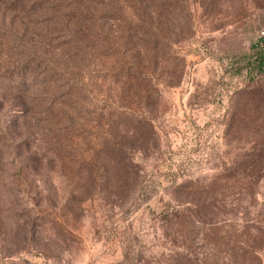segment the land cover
<instances>
[{"label": "rangeland", "instance_id": "rangeland-1", "mask_svg": "<svg viewBox=\"0 0 264 264\" xmlns=\"http://www.w3.org/2000/svg\"><path fill=\"white\" fill-rule=\"evenodd\" d=\"M157 1L0 0V264H264V0Z\"/></svg>", "mask_w": 264, "mask_h": 264}, {"label": "trees", "instance_id": "trees-1", "mask_svg": "<svg viewBox=\"0 0 264 264\" xmlns=\"http://www.w3.org/2000/svg\"><path fill=\"white\" fill-rule=\"evenodd\" d=\"M82 1V0H81ZM90 2H92V4H94L95 6H99V5H103V4H109L110 5V9L109 10H105L103 12H99V13H81V14H85L88 16L87 20H117L118 17L121 16V9H113V5H114V0H88ZM134 1V6L132 7L133 9V16H135V18L139 21L142 22H146L144 21V15L146 14V18L147 22L145 23L146 28L149 27L150 23H153V20L155 19V16L157 15L156 11H157V7L158 6V1L154 0L150 3H148L147 1L144 0H133ZM144 2V3H143ZM143 3V6L141 8V4ZM77 13V12H76ZM148 14H150V16H148ZM151 44L155 45V39H150ZM73 41V40H72ZM251 53L250 55H248L247 61H246V69H247V73L248 74H259L264 70V42L262 44L260 43H254L253 45H251ZM131 69V71H130ZM120 71L123 73L124 76L126 77H130L132 76V78H134L135 80L140 81L142 79V73L134 68L132 65L127 66V67H121ZM131 74V75H130ZM117 75V74H116ZM57 78H61L63 79L62 75L57 76ZM67 89H65L64 94L69 95L73 89L72 86L68 85L66 86ZM252 88H254V86H251L250 88L244 90L245 92L242 94H249L250 92H252L253 90H251ZM147 91H146V95H147ZM241 94V93H240ZM107 148L111 151H113V153L117 156L114 157V159H120L118 158L119 155L121 154V146L119 145V143H106ZM246 154V153H245ZM121 157V156H119ZM244 160L245 163L242 167L240 166H235L234 170H237L239 168H245V167H249L248 165L250 164V166L256 165V163L260 162L261 160H264V149H260V150H250L245 156H244ZM121 161V159H120ZM241 163V164H242ZM246 165V166H245Z\"/></svg>", "mask_w": 264, "mask_h": 264}]
</instances>
